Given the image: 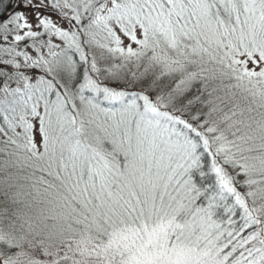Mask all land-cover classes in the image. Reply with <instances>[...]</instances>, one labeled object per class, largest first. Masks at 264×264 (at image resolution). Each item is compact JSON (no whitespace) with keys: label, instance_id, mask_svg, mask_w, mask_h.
<instances>
[{"label":"snow or ice","instance_id":"obj_1","mask_svg":"<svg viewBox=\"0 0 264 264\" xmlns=\"http://www.w3.org/2000/svg\"><path fill=\"white\" fill-rule=\"evenodd\" d=\"M0 17V264H264V0Z\"/></svg>","mask_w":264,"mask_h":264},{"label":"rangeland","instance_id":"obj_2","mask_svg":"<svg viewBox=\"0 0 264 264\" xmlns=\"http://www.w3.org/2000/svg\"><path fill=\"white\" fill-rule=\"evenodd\" d=\"M13 9L11 8L10 11H12ZM23 10V9H20ZM26 12V15H28L30 18L32 17V12L30 10H24Z\"/></svg>","mask_w":264,"mask_h":264},{"label":"trees","instance_id":"obj_3","mask_svg":"<svg viewBox=\"0 0 264 264\" xmlns=\"http://www.w3.org/2000/svg\"><path fill=\"white\" fill-rule=\"evenodd\" d=\"M10 9H11V8H9V11H10ZM2 19H3V17H0V20H2Z\"/></svg>","mask_w":264,"mask_h":264}]
</instances>
